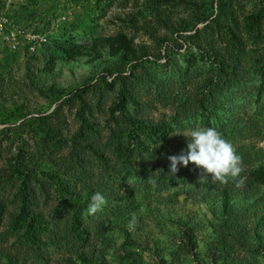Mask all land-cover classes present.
Instances as JSON below:
<instances>
[{
	"label": "rangeland",
	"instance_id": "rangeland-1",
	"mask_svg": "<svg viewBox=\"0 0 264 264\" xmlns=\"http://www.w3.org/2000/svg\"><path fill=\"white\" fill-rule=\"evenodd\" d=\"M0 13L43 38L0 40V264H264V185L248 175L264 165V0H0ZM135 118L171 129L155 143L129 133ZM196 125L233 145L238 177L171 171ZM95 192L107 203L89 216Z\"/></svg>",
	"mask_w": 264,
	"mask_h": 264
},
{
	"label": "clouds",
	"instance_id": "clouds-1",
	"mask_svg": "<svg viewBox=\"0 0 264 264\" xmlns=\"http://www.w3.org/2000/svg\"><path fill=\"white\" fill-rule=\"evenodd\" d=\"M187 151L179 156H170V169L177 170V165H188L193 162L201 168L205 174H211V180L221 184L227 183L229 178H236L242 172L241 156L236 153L233 145L225 140L213 127H202L199 125L191 127L187 133ZM243 183V178L238 184ZM107 203L104 195L95 192L90 197L87 207V214L94 215L103 205ZM135 219L130 222L134 225Z\"/></svg>",
	"mask_w": 264,
	"mask_h": 264
},
{
	"label": "trees",
	"instance_id": "trees-1",
	"mask_svg": "<svg viewBox=\"0 0 264 264\" xmlns=\"http://www.w3.org/2000/svg\"><path fill=\"white\" fill-rule=\"evenodd\" d=\"M73 43V42H71ZM72 46H75L74 44H72ZM61 48H63L64 50L67 49V46L65 48L64 45H61ZM126 51L127 53H129L128 56L134 57L135 55V51L129 47H126ZM122 97L124 98V100H128L132 97L130 91L126 90L125 92H122ZM131 122V128L129 133L131 135L135 134V131H142L143 133H145V135L147 136L148 139L152 140L153 142L157 143L159 141H162L167 134L169 133L171 126H169V124L167 122H157V123H152V124H147V123H143L138 121L137 118L133 119L130 121ZM87 124L82 122V127L86 126ZM81 127V128H82ZM249 177H251L255 182L259 183V184H263L264 185V165H259L253 169H251L249 171ZM220 208L223 210V212L226 214V216L230 217L231 214V204H230V199L227 193V188L226 186L224 188H222V192H221V202H220ZM25 219L26 218L25 216ZM35 219L31 218L29 219L27 222H25V232L23 233L25 238H27V240H30L31 242L29 243H34L37 239L36 237V233H37V228L34 224ZM78 229V227H77ZM80 234L83 233L84 229L80 228ZM186 242L190 243L192 245V247L195 246V242L193 240L192 234L188 233L187 231V236H186ZM123 264H137L136 262L133 261H129L127 263H123ZM142 264H155V263H142Z\"/></svg>",
	"mask_w": 264,
	"mask_h": 264
},
{
	"label": "built area",
	"instance_id": "built-area-1",
	"mask_svg": "<svg viewBox=\"0 0 264 264\" xmlns=\"http://www.w3.org/2000/svg\"><path fill=\"white\" fill-rule=\"evenodd\" d=\"M10 22L5 15L0 13V40L4 42L10 49L18 48L20 37L28 43L29 50H35L36 42L42 41L43 38L35 33L25 32L24 30H17L9 28Z\"/></svg>",
	"mask_w": 264,
	"mask_h": 264
}]
</instances>
